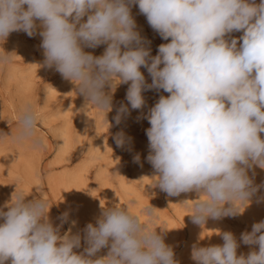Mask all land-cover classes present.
Masks as SVG:
<instances>
[{
	"label": "clouds",
	"instance_id": "9594fccd",
	"mask_svg": "<svg viewBox=\"0 0 264 264\" xmlns=\"http://www.w3.org/2000/svg\"><path fill=\"white\" fill-rule=\"evenodd\" d=\"M132 6L163 40L170 38L155 56L137 29ZM12 32L39 35L44 65L105 114L113 110L116 87L127 84L128 103L115 108L116 125L130 110L145 107L143 92L169 94L160 95L137 121L150 124L146 159L154 187L168 196L195 191L204 197L194 201L193 223L242 214L264 187L254 182L255 168L264 169V0H0V39ZM233 32L243 33L239 46ZM101 45L106 48L100 56L85 51ZM10 59L6 53L0 63ZM18 123L17 140L34 135L37 115L31 105ZM113 139L120 148L132 140L123 131ZM4 207L0 264L9 259L11 264H179L161 234L118 204L104 208L83 236L71 229L60 235L62 224L54 226L43 199L18 193ZM144 215L151 218L153 208ZM67 216L61 219L66 222ZM219 234L222 245L192 246L195 264H264V220L240 235L244 245L258 246L247 255H238L240 243L231 231ZM82 240L86 247L77 253ZM103 248L108 254L93 258Z\"/></svg>",
	"mask_w": 264,
	"mask_h": 264
},
{
	"label": "rangeland",
	"instance_id": "374dc122",
	"mask_svg": "<svg viewBox=\"0 0 264 264\" xmlns=\"http://www.w3.org/2000/svg\"><path fill=\"white\" fill-rule=\"evenodd\" d=\"M132 15L141 36L151 42V55H157L158 46L169 43L170 38L163 40L154 32L138 6H132ZM242 34L231 35L238 39ZM40 43L39 35L29 37L24 32H12L5 41L0 39V56L7 53L11 57L9 62L0 63V208L7 211L5 204L18 193L29 200L43 199L54 226L62 224L60 235L74 227L83 236L85 226L89 222L95 224L104 208L118 204L161 234L165 243L173 247L179 264H195L191 259L194 244L222 245L219 233L224 231H231L240 243L238 255L258 250V246L240 242V235L264 220V202H257V197L264 196V187L244 211L241 208L242 214L209 218L203 226L193 223L191 218L194 201L204 199L203 196L195 191L168 196L154 187V170L146 159L149 152L146 129L150 124L146 119L137 121V117L141 112L147 113L160 95L168 93L143 92L145 107L130 110V116L116 125L115 108L121 102L128 103L125 99L128 85L116 87L112 94L114 107L107 114L94 105H86L74 83L64 79L54 67L44 65ZM240 43L238 39V46ZM105 48L106 45H101L85 51L100 56ZM141 71L147 83H151L147 70L142 67ZM29 105L37 115V125L32 137L19 141L16 139L19 116ZM120 131L132 138L131 144L123 148L117 147L113 139ZM260 135L264 139V133ZM136 154L140 155L139 162L134 161ZM254 182L264 185V169L255 168ZM80 192L84 206L74 210L75 195ZM150 207L154 212L151 218L144 215V209ZM63 213H68L66 222L61 219ZM85 247L82 240L81 247L74 251L81 253ZM107 254L108 248H103L93 258ZM5 264H11L10 259Z\"/></svg>",
	"mask_w": 264,
	"mask_h": 264
},
{
	"label": "bare ground",
	"instance_id": "6f19581e",
	"mask_svg": "<svg viewBox=\"0 0 264 264\" xmlns=\"http://www.w3.org/2000/svg\"><path fill=\"white\" fill-rule=\"evenodd\" d=\"M23 87V86H22ZM64 142V140H63V138L61 139V143H63ZM93 149H95V147L93 148ZM101 176H103V174L101 175ZM104 178V177H103ZM103 178H100L101 180L103 179ZM104 179H106V178H104ZM105 182V181H104ZM103 182V183H104ZM81 194V192L79 193V194H76L75 195V197H76V203H75V205H73V209L75 210V209H78V208H80L81 206H84L83 204H84V199L82 198V196L80 195ZM71 233L72 234H76V229L73 227L72 229H71Z\"/></svg>",
	"mask_w": 264,
	"mask_h": 264
}]
</instances>
